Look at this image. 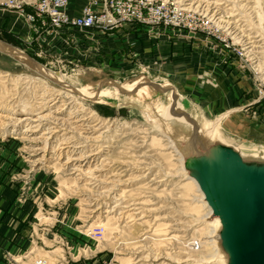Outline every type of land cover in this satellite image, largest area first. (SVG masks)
Masks as SVG:
<instances>
[{
    "label": "rangeland",
    "instance_id": "rangeland-1",
    "mask_svg": "<svg viewBox=\"0 0 264 264\" xmlns=\"http://www.w3.org/2000/svg\"><path fill=\"white\" fill-rule=\"evenodd\" d=\"M25 1L21 12L0 0V45L62 84L0 50V264H205L210 229L198 219L207 211L176 174L167 141L141 110L88 95L101 81L140 74L168 81L184 104L219 119L226 137L264 145V0H150L168 3L185 25L130 21L111 30L41 26L28 20L35 3ZM214 2L228 17L215 14ZM23 105L46 119L26 133L33 144L21 141L26 124L10 126L27 114ZM51 124L60 131L42 136ZM63 139L70 144L59 156ZM119 165L129 172L113 187Z\"/></svg>",
    "mask_w": 264,
    "mask_h": 264
},
{
    "label": "water",
    "instance_id": "water-1",
    "mask_svg": "<svg viewBox=\"0 0 264 264\" xmlns=\"http://www.w3.org/2000/svg\"><path fill=\"white\" fill-rule=\"evenodd\" d=\"M146 110L182 158L183 173L216 219L221 264H264V145H245L212 133L204 109L184 104L173 119L153 103Z\"/></svg>",
    "mask_w": 264,
    "mask_h": 264
},
{
    "label": "bare ground",
    "instance_id": "bare-ground-1",
    "mask_svg": "<svg viewBox=\"0 0 264 264\" xmlns=\"http://www.w3.org/2000/svg\"><path fill=\"white\" fill-rule=\"evenodd\" d=\"M186 1V0H183ZM181 2V1H180ZM204 3V2H203ZM212 8L215 10V14L224 15L228 17V14L225 10L221 9L224 4L221 3H211ZM191 10L190 8L184 9L181 8L179 11L181 12H188ZM234 10V9H229ZM215 16V15H214ZM231 17V16H230ZM214 20V18H213ZM217 22L218 19H215ZM240 22V21H239ZM219 23V22H218ZM237 23V22H236ZM216 25V23H215ZM231 27V26H230ZM255 39V38H252ZM243 43V40L239 42V44ZM249 47V46H248ZM250 48V47H249ZM0 50L2 52H5L6 54L11 55L13 58L17 59L22 65L30 70L36 78H41L44 81H51L55 84H62V79L60 75H51L50 72L45 70L44 68H40L38 65L33 64L32 62L28 61V59H25L24 55L17 54L15 50H12L10 48L5 47V45H0ZM63 89L70 90L67 85H62ZM69 92V91H68ZM73 95H76V92L71 91ZM83 96V95H82ZM89 96V97H88ZM84 95V98H87L89 100H96L100 99L101 101L105 102L106 104L113 105L114 108H121V107H132L141 110L143 115L145 116L146 121L148 122L149 127L159 136H161L164 140L167 141L169 148L175 153L176 157L178 158V164L179 168L176 170V174H178L184 181L192 182L194 186L196 187V191L198 193L199 197H196V201L201 204L207 213L203 215L198 220L202 222V225L208 227L210 229L209 234V246L212 252V255L210 257H207L205 260V264H221L220 256L217 252L216 246H215V227L217 224L216 219H210L209 216L211 214L210 209L207 207V204L204 201L202 193L199 191L197 185L195 182L187 178L183 173V164H182V158L177 153L174 144L172 141L165 135V133L162 130V127L151 118L148 111L146 110V101H151L159 110L163 112V115L165 118L173 119L175 116V111H179L184 107L183 97L181 94L177 92V88L171 84L168 81H155V80H149L146 75H137L135 77L131 78H118V79H112L107 81H101V83L97 86L96 90L92 92L90 95ZM23 111L27 112V114H24L23 118L19 120L17 124L10 125L11 127L17 128L21 123L26 124V129L24 131L25 134L22 136H25L21 138L22 142L33 144L36 143V139H30L29 136L26 133L29 134H35L38 133L43 126V122H46V119L44 117H37L35 119L32 118V115L28 113V108L23 105ZM57 120V119H56ZM209 120V119H208ZM219 119L216 120H209L208 124H205L206 129H208L210 132L217 133L221 129L219 127ZM55 127L47 129L46 133H43L42 136H48L49 138H52L56 134V130L60 131L59 128H57V124H51ZM12 133L15 131H11ZM10 132V133H11ZM62 132V130H61ZM69 132V131H68ZM260 134H263L260 130ZM38 139H42L41 137ZM43 142L47 141V138L42 139ZM91 140V139H89ZM70 141L63 139L62 142L59 144L58 151L60 152L59 156L62 155L61 152L67 149ZM28 145V144H27ZM30 151H37L29 149ZM69 161H74V159L68 160L65 164L69 163ZM80 161L81 160H75ZM124 164V163H123ZM78 168V167H77ZM75 168L73 171L74 173H81L82 171ZM126 167L123 165L117 166L113 171V178L117 179L116 181H111L109 183L113 184V187H117L119 185L124 184L123 181H121L122 177H125L126 173L129 171L125 169ZM149 172V171H148ZM89 174V173H88ZM79 175V174H78ZM85 175V174H84ZM91 177L86 178L92 180ZM108 183V184H109ZM91 185V184H90ZM111 186V185H110ZM112 187V186H111ZM114 190V189H113ZM114 208H119V206H115ZM119 209H127L126 207H122ZM127 211V210H126ZM123 215L126 214V212L121 213ZM207 239V238H206ZM44 264H47V262H44Z\"/></svg>",
    "mask_w": 264,
    "mask_h": 264
},
{
    "label": "built area",
    "instance_id": "built-area-1",
    "mask_svg": "<svg viewBox=\"0 0 264 264\" xmlns=\"http://www.w3.org/2000/svg\"><path fill=\"white\" fill-rule=\"evenodd\" d=\"M35 3L34 14L28 15L31 22L39 21L41 26L59 28L72 25L78 29L100 28L111 30L121 27L126 22H137L143 25L162 23L165 25H185L182 13L164 1L150 0H89L78 16L71 18L68 14L69 0H33ZM102 2V9L97 5ZM8 6L23 12L24 6L29 3L25 0H6ZM181 12V11H180ZM103 229L96 234L101 236ZM35 264H44L38 261Z\"/></svg>",
    "mask_w": 264,
    "mask_h": 264
},
{
    "label": "crops",
    "instance_id": "crops-1",
    "mask_svg": "<svg viewBox=\"0 0 264 264\" xmlns=\"http://www.w3.org/2000/svg\"><path fill=\"white\" fill-rule=\"evenodd\" d=\"M85 4H86L85 0H69V6L67 10L69 16L71 18L78 16L81 9L85 6Z\"/></svg>",
    "mask_w": 264,
    "mask_h": 264
}]
</instances>
